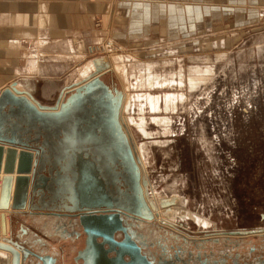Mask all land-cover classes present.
<instances>
[{
	"label": "rangeland",
	"instance_id": "1",
	"mask_svg": "<svg viewBox=\"0 0 264 264\" xmlns=\"http://www.w3.org/2000/svg\"><path fill=\"white\" fill-rule=\"evenodd\" d=\"M247 10L257 12L255 19L231 18L189 41L158 36L153 39L160 44L129 49L104 43L71 63L73 80L89 60L109 61L104 72L111 70L101 77L126 94L121 123L148 180L155 215L161 217L159 199L172 197L174 204L160 207V214L193 233L247 235L264 225V2ZM148 95L159 110L146 105ZM167 95L177 98L170 106ZM50 100L44 104L52 105L56 95ZM142 120L147 136L138 128ZM9 222L14 237L21 224L34 225L28 217L10 216Z\"/></svg>",
	"mask_w": 264,
	"mask_h": 264
},
{
	"label": "water",
	"instance_id": "2",
	"mask_svg": "<svg viewBox=\"0 0 264 264\" xmlns=\"http://www.w3.org/2000/svg\"><path fill=\"white\" fill-rule=\"evenodd\" d=\"M105 63L94 59L96 73L78 85L64 88L52 105L42 104L26 87L19 89L18 82L0 92V227L3 237L0 251L10 256L2 264H25L29 257L38 259L41 264L56 263L53 257L35 254L22 244L18 232L15 237L11 232L6 238V213L13 219L28 217L35 225L39 223L33 221L37 217L58 216L51 207L56 202L66 200L71 207L65 209L69 214L102 207L90 203L102 196L95 190L82 193L79 171L71 172L70 169L74 166L78 170V164L70 165L69 159L81 160L80 147L83 145L98 147L106 156L110 151L112 156L128 160L133 170L135 201L130 204L134 207L129 209L130 212L124 206L115 207L153 220V202L148 204L144 196V189L146 195H151L148 181L141 174L120 123L122 91L110 89L99 76L101 70L108 67ZM68 89L71 91L69 96L62 100ZM92 175L106 183V175L101 174V170H95ZM174 202L172 197L159 199L162 209ZM78 223L88 237L85 249L79 252L81 264H138L144 260L136 246L126 240L122 243L115 241L114 233L118 228L112 218L80 216ZM10 226L13 228L12 223ZM19 229L25 234L28 232L23 224ZM105 245L109 248L106 249ZM111 252L116 256L110 258L108 254ZM125 256L131 257L130 263H125Z\"/></svg>",
	"mask_w": 264,
	"mask_h": 264
},
{
	"label": "crops",
	"instance_id": "3",
	"mask_svg": "<svg viewBox=\"0 0 264 264\" xmlns=\"http://www.w3.org/2000/svg\"><path fill=\"white\" fill-rule=\"evenodd\" d=\"M263 2L0 0V92L18 82L19 89L26 87L44 104V101H51L54 95L57 99L64 88L78 85L95 74L94 59L109 64L105 58H93L84 68L78 69V78H70L72 59L84 61L87 53L100 50L104 43L109 48L118 43L122 48L129 49L160 44V40L153 39L159 37L161 41L181 42L190 38L189 41L208 30L222 29L219 25L231 18L243 23L246 19H255L253 16L257 12L247 8ZM108 38L111 42H106ZM104 69L99 76L111 70L104 72ZM68 92L69 89L65 90L64 95ZM123 95L122 116L126 103V94ZM159 101L162 98L159 97ZM160 105L158 103L155 107L159 110ZM6 220L8 225V216ZM4 253H0L2 263L10 258Z\"/></svg>",
	"mask_w": 264,
	"mask_h": 264
},
{
	"label": "flooded vegetation",
	"instance_id": "4",
	"mask_svg": "<svg viewBox=\"0 0 264 264\" xmlns=\"http://www.w3.org/2000/svg\"><path fill=\"white\" fill-rule=\"evenodd\" d=\"M108 86L112 90L116 89L115 86ZM68 96L69 94L62 100ZM124 132L126 133L125 130ZM126 136L130 142L127 133ZM80 149L83 155L81 160L69 159L70 165L78 164V170L73 166L70 168L71 172L79 171L77 175L80 183H78L82 193L85 191L91 193L95 190L100 194V197L102 196L90 201V203L100 204L102 207L87 212L69 214L65 209L71 207L64 200L51 206L58 212L57 217L45 215L35 217L36 219L33 221L38 220L39 223L33 227L24 226L28 231L26 234L17 228L18 240L35 254L49 255L55 259V264H81L82 261L78 259L79 252L85 249L88 237L78 223L79 217L97 216L112 218L117 223L118 230L114 233L115 241L122 243L126 240L130 245L136 246L142 260L144 259V262L140 261L138 264H264V225L248 229L250 231L258 229V231L247 235H235L224 231L193 233L187 225H176L165 220L163 214H160V207L161 217H157L160 219L159 222L156 220L154 207H150L153 214L152 221L135 216L129 213V209L132 210L131 208L134 207V204L130 203L135 201V188L133 170L128 160L112 156L110 151L106 153V156L105 152H99L98 147L89 148L83 145ZM132 151L141 174L146 179L133 148ZM86 155L88 156L86 157ZM98 169L101 170V174L106 175V183L92 175ZM69 188H71V184ZM144 196L149 204L151 201L148 198L149 195L145 194V189ZM115 206H124L129 212L118 210ZM261 219L264 221L263 214ZM164 220L165 222H163ZM98 241L102 242L101 239ZM68 248L71 249L69 253ZM105 248L108 249L109 246L105 245ZM73 253L75 256H72ZM108 256L113 258L116 254L111 252ZM124 261L130 263L131 257L125 256ZM25 264L41 263L38 259L29 257Z\"/></svg>",
	"mask_w": 264,
	"mask_h": 264
},
{
	"label": "bare ground",
	"instance_id": "5",
	"mask_svg": "<svg viewBox=\"0 0 264 264\" xmlns=\"http://www.w3.org/2000/svg\"><path fill=\"white\" fill-rule=\"evenodd\" d=\"M101 77V76H100ZM200 80V79H199ZM159 83V82H158ZM167 82H165V83H162V84H160L161 86L163 85V84H166ZM189 84H190V86H195V85H197L196 84V82H195V80L193 79H190L189 80ZM71 91H69L67 94H69ZM66 94V95H67ZM65 95V96H66ZM122 95H123V93H122ZM137 98V97H136ZM140 98V97H139ZM139 98H138V100H139ZM165 98V105H167V106H170V104L171 103H174L175 102V100H177V98L175 97V96H169V95H167V96H165L164 97ZM145 101H146V105L147 104H149V106H150V108H152V109H154L155 108V106H156V103H157V101L152 97V96H150V95H148L145 99H144ZM174 105V104H173ZM166 106V107H167ZM169 108H171V107H169ZM167 110V109H166ZM143 121V123H141V124H139L138 126V128L140 129V130H142L141 132H144L145 134H146V136H147V131L145 130V128H144V120H142ZM136 122V121H135ZM130 123H131V121H130ZM134 123V122H133ZM135 124V123H134ZM123 128V127H122ZM124 130V129H123ZM143 133V134H144ZM144 165V164H143ZM155 202H156V205L158 206V202H157V199H155ZM158 212H159V207H158ZM160 215V214H159ZM7 216L8 217H10V215L8 214V213H6V218H7ZM161 216V215H160ZM160 218V217H159ZM10 220H11V218H10ZM156 220L158 221V220H160V219H158L157 218V215H156ZM159 222V221H158ZM162 222V221H161ZM163 222H165V220L163 221ZM12 227L10 226V222H8V225H7V220H6V238H9L10 237V235H11V232H12ZM2 232H1V227H0V242H1V240H2ZM10 259V258H9ZM28 260V259H27ZM27 262V261H26ZM9 264H10V262H9Z\"/></svg>",
	"mask_w": 264,
	"mask_h": 264
}]
</instances>
